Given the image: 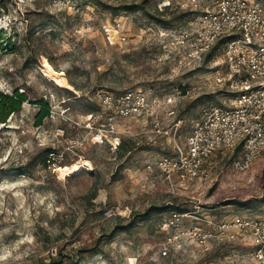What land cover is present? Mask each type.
Returning a JSON list of instances; mask_svg holds the SVG:
<instances>
[{
  "label": "rangeland",
  "instance_id": "374dc122",
  "mask_svg": "<svg viewBox=\"0 0 264 264\" xmlns=\"http://www.w3.org/2000/svg\"><path fill=\"white\" fill-rule=\"evenodd\" d=\"M197 1L0 0V30L11 38L4 47L0 40V91L27 98L0 120V264H255L244 236L162 252L178 225L201 224L174 221L179 211L217 221L264 215V151L244 170L234 163L240 148L218 153L205 176L172 185L156 164L171 152L169 138L152 124L120 121V150L92 143L87 124L104 114L98 91L180 92L184 142L204 107L228 103V82L217 81L226 73L222 40L201 62L182 66L179 36L214 0ZM51 68L73 88L56 86ZM42 102L49 115L38 124ZM78 162L90 166L58 174Z\"/></svg>",
  "mask_w": 264,
  "mask_h": 264
},
{
  "label": "built area",
  "instance_id": "2783aa9c",
  "mask_svg": "<svg viewBox=\"0 0 264 264\" xmlns=\"http://www.w3.org/2000/svg\"><path fill=\"white\" fill-rule=\"evenodd\" d=\"M189 1L198 6L197 0ZM108 40L116 41L110 33ZM221 40L226 73L217 81L219 84L228 82L232 95L228 103L204 107L186 141L179 139L183 122L177 119L179 98L183 96L180 92L161 95L130 89L123 93L97 92L96 100L104 114L97 122L90 121L92 116L88 119L89 128L94 129L91 142L118 149L123 143L120 121L135 118L142 125L152 124L156 136L169 138L171 152L158 157L156 164L172 185L177 181L186 185L205 176L207 165L216 154L237 148L242 150V157L234 161L235 167L248 168L264 151L263 4L258 0H214L179 36V50L184 53L182 66L201 62ZM49 154V161L55 159V151ZM147 169L152 170V165L148 164ZM173 216L174 221L192 218L201 224L178 225L163 247L164 255L169 254V247L182 250L185 244L194 243L210 248L244 236L250 237L252 242L246 257L255 264H264V215H235L217 221L202 217L199 210H189ZM167 224L170 227V223Z\"/></svg>",
  "mask_w": 264,
  "mask_h": 264
},
{
  "label": "trees",
  "instance_id": "16d2710c",
  "mask_svg": "<svg viewBox=\"0 0 264 264\" xmlns=\"http://www.w3.org/2000/svg\"><path fill=\"white\" fill-rule=\"evenodd\" d=\"M0 40L2 41V46L4 47V43H11V38H6L3 35V31L0 30ZM74 86V84H72ZM27 100L26 95L19 93L17 90L14 91V93L12 95H8V94H4L0 91V120L3 122H6L7 118H9V116L18 111L22 105V103ZM43 104V108L41 110V112L38 115L37 118V123L40 124L43 120V118H45L46 116L49 115V107H48V103H44ZM123 143L120 145V147L118 148L119 150L122 148ZM51 152V151H50ZM49 152V153H50ZM180 207V205H178V208Z\"/></svg>",
  "mask_w": 264,
  "mask_h": 264
},
{
  "label": "bare ground",
  "instance_id": "6f19581e",
  "mask_svg": "<svg viewBox=\"0 0 264 264\" xmlns=\"http://www.w3.org/2000/svg\"><path fill=\"white\" fill-rule=\"evenodd\" d=\"M47 76L56 86L60 88H71V89L73 88V86L68 82L67 75L63 71H58L54 68H51ZM82 162L74 163L69 167L58 166L57 168L58 174L71 175V174H75L78 170L83 169L85 165H88V167L90 166L88 162L85 163Z\"/></svg>",
  "mask_w": 264,
  "mask_h": 264
}]
</instances>
